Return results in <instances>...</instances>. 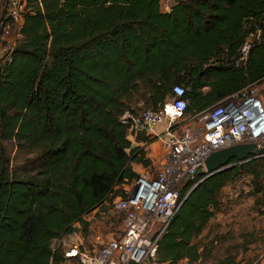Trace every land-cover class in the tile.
Returning a JSON list of instances; mask_svg holds the SVG:
<instances>
[{
	"label": "trees",
	"instance_id": "obj_1",
	"mask_svg": "<svg viewBox=\"0 0 264 264\" xmlns=\"http://www.w3.org/2000/svg\"><path fill=\"white\" fill-rule=\"evenodd\" d=\"M7 4L0 0V23ZM258 30L246 63L233 65ZM18 36L0 57V264H65L55 242L75 233L87 240V217L126 197L139 177L133 164L151 162L130 141L124 115L157 111L182 86L194 117L264 83V0H174L169 13L161 0H26ZM259 160L204 180L155 262L206 264L214 241L199 238L223 189L243 170L257 176ZM203 178L187 183L181 200ZM225 255L214 264H242Z\"/></svg>",
	"mask_w": 264,
	"mask_h": 264
},
{
	"label": "built area",
	"instance_id": "obj_2",
	"mask_svg": "<svg viewBox=\"0 0 264 264\" xmlns=\"http://www.w3.org/2000/svg\"><path fill=\"white\" fill-rule=\"evenodd\" d=\"M7 2V15L0 23L2 37L20 29L26 5V0ZM173 3L161 0L162 11L171 12ZM260 35L258 30L245 42L233 65L246 63ZM262 85H249L188 120L187 89L182 86L174 87V96L159 110H146L140 117L124 115L122 122L130 126V136L142 133L160 141L165 162L155 173L139 175L125 188V198L112 201L111 211L121 217L119 236L99 230L87 240L69 235L55 242L54 250L62 251L65 264H145L154 259L182 205L183 187L200 177L198 172L205 168L209 156L231 147L253 145L255 151L246 161L264 158ZM158 126L163 130L157 132Z\"/></svg>",
	"mask_w": 264,
	"mask_h": 264
},
{
	"label": "rangeland",
	"instance_id": "obj_3",
	"mask_svg": "<svg viewBox=\"0 0 264 264\" xmlns=\"http://www.w3.org/2000/svg\"><path fill=\"white\" fill-rule=\"evenodd\" d=\"M19 30L15 28L6 37H0V57L9 55L14 44L20 39ZM264 87V83L262 85ZM142 114V113H141ZM191 117H187V120ZM188 124V123H187ZM155 140V139H154ZM153 140H149L148 145ZM13 150V156L15 155ZM147 153V151H146ZM245 162H236L231 165H241ZM255 169L258 175L249 174L243 170L240 177L228 184L221 193V204L211 219L202 238L205 243L214 241L213 256L206 264H214L224 258L229 251L242 264H264V166L263 159L258 161ZM150 171L155 173L160 165L150 164ZM251 171V170H250ZM92 231L100 230L111 236H119L122 231L121 217L114 214L110 207L103 214H92ZM78 231L80 232L81 230ZM91 231V232H92ZM89 233V232H88ZM87 233V235H89ZM93 234V233H91ZM90 234V235H91ZM89 235V236H90ZM156 257L145 264H157ZM178 264H191L187 260Z\"/></svg>",
	"mask_w": 264,
	"mask_h": 264
},
{
	"label": "water",
	"instance_id": "obj_4",
	"mask_svg": "<svg viewBox=\"0 0 264 264\" xmlns=\"http://www.w3.org/2000/svg\"><path fill=\"white\" fill-rule=\"evenodd\" d=\"M254 151L255 147L253 145L235 146L218 151L209 156V158L205 162V168L201 169L198 172V175L204 176V178L192 188L186 198L182 201V204L204 180L217 173L223 172L236 166L231 165V161L234 159H236L240 163L245 162L254 153Z\"/></svg>",
	"mask_w": 264,
	"mask_h": 264
},
{
	"label": "crops",
	"instance_id": "obj_5",
	"mask_svg": "<svg viewBox=\"0 0 264 264\" xmlns=\"http://www.w3.org/2000/svg\"><path fill=\"white\" fill-rule=\"evenodd\" d=\"M162 130H163L162 126H158L157 127V132L162 131ZM136 137L137 136H130L129 137L130 141L133 144V146L134 147L140 146V147L144 148L145 151H147L146 158L151 162V164L153 166L154 165H160V167H161L164 164V162H165V154H164V151H163V148H162V145H161L160 141H157L156 139L154 140L153 138H150L149 136L146 135V137H148L151 140H153V142H151V144L148 145L146 142H137ZM150 169H151L150 167H145L142 164H133V170L138 175H141V174H143L146 171H150ZM143 170H145V171L142 172ZM91 219H92V215L87 217L88 221H90ZM94 231H97V230H94ZM73 235L79 236V237H83L82 233H75Z\"/></svg>",
	"mask_w": 264,
	"mask_h": 264
}]
</instances>
